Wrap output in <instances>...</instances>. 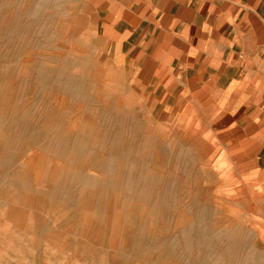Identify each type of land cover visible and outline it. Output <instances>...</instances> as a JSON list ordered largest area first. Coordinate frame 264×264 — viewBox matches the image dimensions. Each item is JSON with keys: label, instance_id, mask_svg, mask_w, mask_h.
Masks as SVG:
<instances>
[{"label": "rangeland", "instance_id": "rangeland-1", "mask_svg": "<svg viewBox=\"0 0 264 264\" xmlns=\"http://www.w3.org/2000/svg\"><path fill=\"white\" fill-rule=\"evenodd\" d=\"M99 0H0V264H264V170L128 81Z\"/></svg>", "mask_w": 264, "mask_h": 264}, {"label": "crops", "instance_id": "crops-1", "mask_svg": "<svg viewBox=\"0 0 264 264\" xmlns=\"http://www.w3.org/2000/svg\"><path fill=\"white\" fill-rule=\"evenodd\" d=\"M96 17L128 81L264 170V0H99Z\"/></svg>", "mask_w": 264, "mask_h": 264}]
</instances>
